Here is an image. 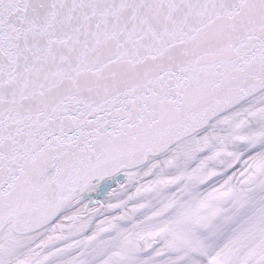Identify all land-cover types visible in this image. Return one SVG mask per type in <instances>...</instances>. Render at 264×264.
<instances>
[{
  "label": "snow or ice",
  "instance_id": "6c2138e0",
  "mask_svg": "<svg viewBox=\"0 0 264 264\" xmlns=\"http://www.w3.org/2000/svg\"><path fill=\"white\" fill-rule=\"evenodd\" d=\"M0 264H264V0H0Z\"/></svg>",
  "mask_w": 264,
  "mask_h": 264
}]
</instances>
